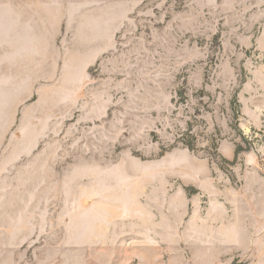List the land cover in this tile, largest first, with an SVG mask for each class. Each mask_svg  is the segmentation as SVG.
<instances>
[{
	"label": "rangeland",
	"instance_id": "374dc122",
	"mask_svg": "<svg viewBox=\"0 0 264 264\" xmlns=\"http://www.w3.org/2000/svg\"><path fill=\"white\" fill-rule=\"evenodd\" d=\"M0 264H264V0H0Z\"/></svg>",
	"mask_w": 264,
	"mask_h": 264
},
{
	"label": "trees",
	"instance_id": "16d2710c",
	"mask_svg": "<svg viewBox=\"0 0 264 264\" xmlns=\"http://www.w3.org/2000/svg\"><path fill=\"white\" fill-rule=\"evenodd\" d=\"M241 148H238L237 150H236V157L241 153Z\"/></svg>",
	"mask_w": 264,
	"mask_h": 264
}]
</instances>
